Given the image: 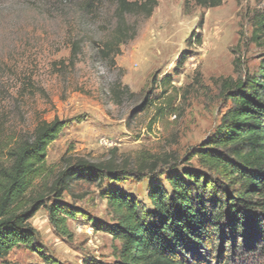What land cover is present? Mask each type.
Listing matches in <instances>:
<instances>
[{
    "label": "rangeland",
    "instance_id": "rangeland-1",
    "mask_svg": "<svg viewBox=\"0 0 264 264\" xmlns=\"http://www.w3.org/2000/svg\"><path fill=\"white\" fill-rule=\"evenodd\" d=\"M85 1L0 0V164L40 122L58 119L68 124L48 150L54 174L63 158L114 160L134 172L141 162L172 156L199 170L191 153L215 133L226 111L221 80L236 77V59L243 72H255L264 59V38L252 41L264 0H222L206 10L185 0H157L149 19H131L138 34L121 47L114 66L98 55L115 25L114 0L91 9ZM148 186L129 177L115 187L148 203ZM103 192L77 183L73 196H64L79 209L68 222L70 238L58 235L48 213L39 211L30 222L39 251L60 264H114L112 237L100 229L113 222ZM225 249L210 264H264L260 249L239 251L231 261L230 245ZM0 264L44 263L22 247Z\"/></svg>",
    "mask_w": 264,
    "mask_h": 264
},
{
    "label": "trees",
    "instance_id": "trees-1",
    "mask_svg": "<svg viewBox=\"0 0 264 264\" xmlns=\"http://www.w3.org/2000/svg\"><path fill=\"white\" fill-rule=\"evenodd\" d=\"M97 2L85 1V8ZM190 2L206 10L222 0H185V5ZM114 5V28L98 49L100 59L113 66L121 47L138 34L131 19H149L158 1L114 0ZM257 25L252 35L256 43L264 38V15ZM195 41L202 44L199 36ZM78 49L75 44L74 58ZM186 59L182 56L179 64ZM234 74L221 80L227 106L215 133L191 153L199 170L172 156L141 162L134 172L114 160L63 158L54 174L48 150L68 122H40L31 138L19 141L7 152V163L0 164V259L23 247L39 254L44 264H60L39 251V233L30 222L45 210L54 231L70 238L68 222L77 219L79 209L63 199L73 196L77 183L104 190L113 222L100 229L112 237L114 264H210L223 257L227 245L229 261L239 251L264 253V59L255 72H243L236 59ZM129 177L149 181L148 203L115 187Z\"/></svg>",
    "mask_w": 264,
    "mask_h": 264
}]
</instances>
